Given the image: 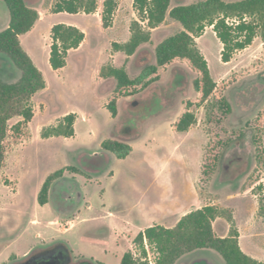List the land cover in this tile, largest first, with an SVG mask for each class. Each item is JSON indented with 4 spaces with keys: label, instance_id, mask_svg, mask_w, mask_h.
Listing matches in <instances>:
<instances>
[{
    "label": "rangeland",
    "instance_id": "rangeland-1",
    "mask_svg": "<svg viewBox=\"0 0 264 264\" xmlns=\"http://www.w3.org/2000/svg\"><path fill=\"white\" fill-rule=\"evenodd\" d=\"M36 1L29 0L31 4ZM52 1L43 0L39 9L47 12ZM199 1L203 0H173L172 7ZM62 16L48 13L35 35L21 39L49 88L36 97L38 112L29 130H24L22 136L10 132L5 143L6 160L0 172V262L7 260L4 264H12L24 260L23 255L32 247L39 249L59 242L66 246L75 264L85 260L95 264H121L123 255L135 250L136 236L118 238L116 229L127 228V220H139L136 202L141 196L146 197L144 209L150 217L164 219L155 207L161 204L166 189L170 195L190 196L193 192L199 198L196 206L213 205L227 215L232 214L244 233L243 251L264 261V216L259 214V201L264 196L263 40L253 42L225 64L221 61L219 39L213 28L206 29L197 43L209 62L217 86L208 103L191 109L197 118L192 132L174 133L172 124L183 113V102L197 98L193 86L196 74L186 64H174L148 93L121 103L118 118H113L106 108L98 106L97 98H92L89 82L99 63L107 62L110 39L118 37L120 32L102 34L98 20L92 16ZM9 21V11L0 1V32L8 27ZM65 22L84 27L88 42L69 55L67 68L57 74L50 65L44 34L51 23ZM181 30L180 23L168 19L155 31V41ZM153 45L137 53L130 76L135 77L153 63ZM124 58L121 54L116 65L122 66ZM3 66L4 61L0 59V77L4 81L20 79L19 71ZM9 73L11 76L7 77ZM64 78L69 81L65 87ZM69 110L79 114L77 136L42 139L39 128L54 125ZM19 121L21 118L15 117L9 126ZM116 131L132 139L134 152L125 160L111 153L105 162L100 157L94 158L102 150L100 139H108ZM69 167L79 168L83 175L67 170L63 183L56 186L51 211H41L38 195L43 183L50 174ZM112 171L116 172L115 178L111 177ZM88 175L92 180L87 184ZM102 189L108 192L105 208ZM88 205H93V210H88ZM55 210L70 214L76 220L75 228L59 235L53 230L65 232L71 225L41 230L30 225L34 217H40L46 224L55 220ZM253 225L259 228L260 244L247 232L248 226ZM40 232L45 233V239L56 240L42 244L37 240ZM65 240L68 245L60 242ZM199 252L185 255L177 264H198L203 257L226 264L213 250Z\"/></svg>",
    "mask_w": 264,
    "mask_h": 264
},
{
    "label": "trees",
    "instance_id": "trees-1",
    "mask_svg": "<svg viewBox=\"0 0 264 264\" xmlns=\"http://www.w3.org/2000/svg\"><path fill=\"white\" fill-rule=\"evenodd\" d=\"M10 14L9 26L0 32V57L9 64L6 68H15L20 72L16 82L4 81L0 77V172L6 160V141L9 133L22 136L35 117L34 96L46 89L43 73L34 64L20 42V36L30 32L40 19V13L33 8L29 0H0ZM173 0H134L133 8L137 19L130 25L131 37L126 43H113V52H122L128 57L152 41L153 31L171 19L182 25V30L165 38L155 50L156 64L145 66L140 74L132 78L124 65L103 66L97 80L113 78L116 86L104 101L105 108L113 118L119 115L118 103L128 97L138 96L159 83L162 75L177 63L186 64L195 74L193 82L196 99L183 102V113L172 124L174 133H187L196 124L193 107H202L209 102L216 89L209 64L198 47L207 28L212 27L221 42V61L229 63L234 56L248 49L255 39L264 42V0H203L189 5L172 7ZM119 0H54L51 13L98 14L102 28L112 27ZM234 21V22H233ZM86 39V34L75 26L54 25L51 30L50 65L58 72L67 66L70 51L77 50ZM3 63V62H2ZM223 103V102H222ZM20 117L14 126L9 122ZM77 116L70 113L58 120L56 125L44 127L42 139L53 137L74 138ZM102 148L118 159L128 158L132 147L118 140L103 141ZM83 175L76 167L60 169L50 174L43 183L38 195L41 206L48 204L49 194L54 183L63 178L65 172ZM260 189H262L260 187ZM260 216H264V196L259 201ZM218 218L226 219L230 224L229 235L219 237L214 230ZM135 250L126 252L121 264H176L182 257L198 250L210 249L218 253L226 264H264L243 252L240 246V231L232 214L213 205L194 209L173 228L153 225L141 231L134 239Z\"/></svg>",
    "mask_w": 264,
    "mask_h": 264
},
{
    "label": "crops",
    "instance_id": "crops-1",
    "mask_svg": "<svg viewBox=\"0 0 264 264\" xmlns=\"http://www.w3.org/2000/svg\"><path fill=\"white\" fill-rule=\"evenodd\" d=\"M43 0H37L34 4H32L31 6L33 8H35L39 13H40V19L36 22L35 26L33 27V29L28 32L27 34L25 35H22L20 36V42L22 44V37L26 36V37H29V36H33L35 35L37 32H38V29H39V25L41 23H43L47 16H48V13L50 14H53L51 13V8L54 4V0L52 1V4L51 6H49L47 12H42L40 9H39V5L40 3L42 2ZM101 1H104V0H101ZM133 2L134 0H119V6H118V9L115 13V16H114V21H113V25L112 27L108 28V29H103L102 28V25H101V21H100V18H99V15L96 13V14H91V15H88V16H92L94 18H96L98 20V29L99 31H101L102 34H111L113 32H116L119 31V35L118 37L114 36L112 39H110L109 41V45H110V50L108 52V59H107V62L106 63H99V65L94 69L92 75H91V78H90V82H89V93L90 95L92 96V98H97L96 99V102L98 104V106L100 107H104V101L107 99V97L111 94V92L113 91V89L115 88L116 86V80L113 79V78H109V79H103V80H97L96 76L99 72V70L107 65V64H112L113 66L115 67H119L116 65V60L117 58H119L121 56V54H124L122 52H113L112 51V44L113 43H126L129 41L130 37H131V34H130V25L132 23V21L136 20L137 19V15L134 11V8H133ZM123 6H125V8L123 9ZM66 15L68 13H59V14H54V15H60V17H63L62 15ZM82 14V13H80ZM71 15V14H69ZM82 15H86V14H82ZM127 17L129 18V21L127 22ZM120 18V19H119ZM169 18H167L166 22L168 21ZM119 20V21H118ZM7 24V22H6ZM60 24H66V25H69V26H75L79 29H81L85 34H86V39L85 41L83 42V44L80 46L79 49L77 50H72L70 51L69 55L72 53V52H75V51H79L81 50L82 48L85 47V45L87 44L88 42V35H87V32L85 30L84 27L80 26V25H77L76 23L74 22H65V23H60ZM54 25H57L55 23H51L49 26H48V30L45 32L44 34V37L48 43V48H49V58H50V46H51V43H52V40H51V30L53 28ZM9 26V25H8ZM160 28L156 29L153 31V34H152V41L150 43H147V44H144L142 45L138 51L136 52L135 55L131 56V57H128L127 55H125V58H124V64L122 66H126L127 67V70L128 72L130 73V70H131V66H132V63L137 55V53H139V51H141L142 49H144L145 47L147 46H151L153 45V49H154V54H155V50H156V47L158 46L159 43H161L165 38L163 39H159L158 41H155V31H158ZM210 29H212V27H210ZM216 36V34H215ZM203 38V36L199 39H197V42L199 43L201 41V39ZM258 39L260 38H257L255 39V41H257ZM254 41V42H255ZM262 43L264 44V42L262 41ZM199 45V44H198ZM23 47V45H22ZM24 48V47H23ZM222 44L220 42V52L222 51ZM25 50V49H24ZM26 51V50H25ZM27 52V51H26ZM28 53V52H27ZM29 54V53H28ZM30 56V54H29ZM205 56V55H204ZM220 56H221V53H220ZM31 57V56H30ZM69 57V56H68ZM206 58V56H205ZM32 59V57H31ZM207 59V58H206ZM33 60V59H32ZM4 65L5 66H8L9 64L6 62V60L4 59ZM34 62V60H33ZM157 60H156V55H155V59L153 61L152 64L150 65H154L156 64ZM35 64V62H34ZM209 64V62H208ZM36 65V64H35ZM3 66V67H5ZM37 66V65H36ZM67 66H68V59H67ZM67 66L64 68V69H61L59 70L58 72H55V73H62L63 70H65L67 68ZM120 66V67H122ZM39 69V68H38ZM40 70V69H39ZM142 70V69H141ZM141 70L139 71L138 75L140 74ZM9 72V71H8ZM166 72L163 73L162 75V79L161 81L163 80V77H164V74ZM44 75V74H43ZM138 75H136L135 77H137ZM213 75V74H212ZM7 77H10V73L6 75ZM132 77V76H131ZM135 77H132V78H135ZM45 78V76H44ZM46 80V79H45ZM160 81V82H161ZM69 81L64 78L63 79V86H68ZM159 82V83H160ZM47 84V87L46 89H44L43 91H40V92H44L46 90H48L49 88V85L48 83L46 82ZM157 85V84H156ZM153 87V86H152ZM152 87H150L148 90H146L144 93L138 95V96H134V97H128V98H124L122 100L119 101L118 103V107H119V114H120V104L121 103H124L125 101H129L130 99H133V98H136V97H140L141 95H145L146 93H148ZM38 92L34 98H33V103H34V110H35V116L37 114V105H36V97L37 95L40 93ZM136 106L138 105V103H134ZM70 113H74L75 114V110H69L68 112H66L64 115H62L60 118L58 119H61L62 117L70 114ZM77 116V119H76V123H75V131H76V124L79 120V114H76ZM119 116V115H118ZM35 118V117H34ZM118 118V117H117ZM57 119V120H58ZM34 120V119H33ZM57 120L55 121L54 125H56L57 123ZM87 120H89V117L87 118ZM32 123V122H31ZM30 123V124H31ZM29 124V126H30ZM29 126H28V130H29ZM43 126H41L39 128V131H42L43 130ZM130 129L134 130L133 127L130 126ZM192 132V129H190L189 132L187 133H184V134H189ZM77 136V132H76V135L75 137ZM116 136V137H114ZM74 137V138H75ZM53 138H57V137H53ZM60 138V137H59ZM64 138V137H63ZM52 139V138H50ZM108 139H112V140H118V141H122L124 143H127L129 144L133 151L132 153L134 152L135 150V147L134 145H132V139H127L125 137H122L121 135H118L117 134V131H116V135L115 134H112L110 138ZM107 139H100V144H101V151H99L97 154H95L94 158L96 157H100L103 159V161L105 162V160L107 161V158L108 157H111L110 156V152L104 150L102 148V143L103 141H105ZM131 153V154H132ZM101 154V156H99ZM112 154V153H111ZM114 155V154H113ZM127 159V158H126ZM125 160V159H124ZM111 177L112 178H115L116 177V172L115 171H112L111 172ZM66 172L64 174V177L57 180L54 185L52 186L51 190H50V194H49V202L48 204L42 206L43 208H41L40 210L41 211H46V212H49L51 211L50 209H52V200L53 197L57 194L56 192V186L59 185L60 183L62 184L64 179L66 178ZM89 176V179L86 180L87 184L92 180V177ZM61 189V188H60ZM51 195H52V199H51ZM101 195H102V207L105 208L107 206V202H108V192L106 189H102L101 190ZM146 195V194H145ZM146 203H147V200H146V197L145 196H141V199L140 201L136 202V207L138 206L139 209H140V216H139V220H134L133 222L131 220H127L128 223H125L127 225V228H120V229H116V235L118 238L120 237H128L129 235H134V236H137L141 231L145 230L146 228L150 227V226H153V225H162L164 227H167V228H173L177 225V223L181 220V218L183 216H185L186 214H188L189 212H191L192 210L194 209H199L203 206H196L198 203H199V198L196 194H194L193 192H191L190 196L189 194H186V193H180L178 195H170L169 194V191L166 189L165 191V194L162 198V202L160 205H156L155 207V210L156 211H159L160 214L164 215L165 218L163 219H156V218H152L150 217V213H148L145 209H146ZM53 204L55 205L56 203L53 202ZM206 206V205H204ZM145 207V209H144ZM88 210H93V205H88ZM53 211V210H52ZM55 215H56V218L55 220H51L48 222V224L45 223V220H42L40 217H34L30 220V225L31 226H34L35 228L37 229H42L43 227H54L55 225H59V226H62V227H65V225H71V227H69L68 229L65 230V232H61L62 229H55L53 230L55 233L59 234V235H64L66 233H68L69 231H71L72 229L75 228V221L74 219H71V217H69L70 214L68 213H58L57 210H55ZM110 215H112L110 213ZM256 221V220H255ZM236 222V220H235ZM237 224V222H236ZM47 225V226H46ZM237 227H238V224H237ZM249 227V230H247L248 233H250L251 235V238L254 239V238H257L258 239V242L260 244V233H259V228H257V226L253 225V226H248ZM48 229V228H46ZM239 231H240V246H241V249L243 250V244H242V240H243V237H244V233L242 231V229L240 227H238ZM214 230L216 232V234L219 236V237H222V238H225L229 235V232H230V224L229 222L224 219V218H218L215 222H214ZM46 236H45V233H38V236H37V240H41L42 244L44 243H48L50 240H56L52 237V239L50 240H47L45 239ZM60 242H64L68 245L67 241H60ZM47 245V244H46ZM34 247H32L28 252H26L23 257H27L29 254H31L35 249H33ZM204 250H210V249H204ZM199 251H202V250H198V251H195L193 253H190L191 255H194V253H200ZM244 252V251H243ZM245 253V252H244ZM188 255V254H187ZM248 255V254H247ZM250 256V255H249ZM252 258L256 259L254 256L251 255ZM10 258V257H8ZM183 258V257H182ZM181 258V259H182ZM258 260V259H256ZM7 261V260H6ZM6 261H1L0 264H4ZM180 261V260H179ZM259 261H261L259 259ZM217 264H219L217 261H215ZM215 262L213 261H210L208 258H201L198 260V264H215ZM264 262V261H262ZM101 263V262H100ZM178 263V262H177ZM176 263V264H177ZM101 264H104V263H101Z\"/></svg>",
    "mask_w": 264,
    "mask_h": 264
},
{
    "label": "flooded vegetation",
    "instance_id": "flooded-vegetation-1",
    "mask_svg": "<svg viewBox=\"0 0 264 264\" xmlns=\"http://www.w3.org/2000/svg\"><path fill=\"white\" fill-rule=\"evenodd\" d=\"M12 264H75L63 243H54L50 246H41L35 249L24 260L15 261ZM76 264H95L89 261H81Z\"/></svg>",
    "mask_w": 264,
    "mask_h": 264
},
{
    "label": "built area",
    "instance_id": "built-area-1",
    "mask_svg": "<svg viewBox=\"0 0 264 264\" xmlns=\"http://www.w3.org/2000/svg\"><path fill=\"white\" fill-rule=\"evenodd\" d=\"M234 22V21H233Z\"/></svg>",
    "mask_w": 264,
    "mask_h": 264
}]
</instances>
